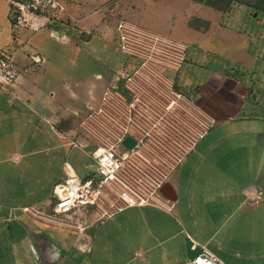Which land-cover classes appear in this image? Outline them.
Instances as JSON below:
<instances>
[{
    "label": "crops",
    "instance_id": "1",
    "mask_svg": "<svg viewBox=\"0 0 264 264\" xmlns=\"http://www.w3.org/2000/svg\"><path fill=\"white\" fill-rule=\"evenodd\" d=\"M192 1L197 3L193 7L196 11L204 10L202 6L206 7L205 12L196 13L198 23L195 29L199 32H211L213 40L209 48L217 54L219 49L215 37L225 33L218 13L221 15L223 8L228 5ZM139 2L141 1L117 0L108 3L114 10L113 17H117L116 42L124 54L135 57L122 48L120 26L127 24L188 46L185 41L128 21L126 16H132L137 11ZM97 4L98 2L93 4V7ZM180 9L185 10L184 15L190 12L185 7ZM68 10L69 19L83 22L86 28L79 31L77 37L80 40L91 39L92 32L86 24L94 22L87 23L91 16L97 18V6L91 13L86 12L83 6L75 8V12L70 7ZM47 19L34 14L28 28L49 24ZM103 21L102 18L94 23L108 26V22ZM71 22L69 20L68 24ZM61 24H66V21L63 19ZM51 31L54 36L66 42L65 35L59 36L54 28ZM239 43L242 49L243 41L240 40ZM246 43L248 46V41ZM187 50L188 47L186 52ZM186 52L184 62L187 59ZM31 61V67L25 70L30 72L31 68L30 75L26 77V72L23 71L21 80L14 84L16 86H11L15 99L10 101L12 104L7 108L25 107L29 109L31 117L47 122L55 117L63 131L67 126V129H71L75 115H78L77 119L87 115L80 111L82 96L79 88L82 83L79 79L70 80L61 67H55L50 71L55 79H48L47 86L44 87L40 84L43 80L40 72H45L48 59L33 53ZM240 64L245 73L254 72L253 61L246 63L240 59ZM132 67L134 65L125 64L121 69L112 68L107 76L97 72L94 77L102 80L106 86H114L121 82V72H131ZM181 67L173 76L177 83L176 90L193 103L204 107L203 114L206 117L201 118L205 126L198 129L197 140L171 172L165 183L168 184L166 195L161 192L162 195L157 200L148 201L129 197L127 202L110 208L102 205L96 209L81 207L75 220L70 217L72 223L45 214L31 205H24V212L15 214L16 216L11 213L2 214L1 222H6L7 225V221L13 219L26 234L25 238L18 241H23V249H19L18 257L15 255L13 264H186L189 260L185 247L188 238L215 253L226 264H264V209L259 207L264 194L257 179L258 174H255L254 179L246 178L248 172L253 174L252 171L264 168V108H261L264 100L252 86V77L231 76L224 71L211 69L202 77L196 75L180 80ZM94 84L92 81L84 82L90 94L86 101L89 108L97 104L93 102ZM193 86L196 88V97L188 96L182 90L183 87L191 89ZM13 155L18 156L15 153ZM64 167L70 175L76 174L68 162H65ZM89 172L90 170L85 175ZM195 174H199V177H195ZM186 193L195 195L197 199L194 196L192 201L189 200ZM174 194L176 199L171 200L168 196ZM248 203L250 208L247 207ZM52 204L53 198L48 197L44 201L46 207ZM11 208L10 210H14L15 206L11 205ZM118 214L121 216H117ZM38 223L44 226L41 227ZM109 235L114 237L112 243L105 241V237ZM98 237H101L102 243ZM95 239L99 242L94 243ZM29 245L31 249L34 248L37 257L27 255ZM25 247L28 249L24 250ZM105 249L109 250L104 251Z\"/></svg>",
    "mask_w": 264,
    "mask_h": 264
},
{
    "label": "rangeland",
    "instance_id": "2",
    "mask_svg": "<svg viewBox=\"0 0 264 264\" xmlns=\"http://www.w3.org/2000/svg\"><path fill=\"white\" fill-rule=\"evenodd\" d=\"M110 1L117 0H58L60 5L64 4L74 12L76 11L75 8L83 6L86 12L91 13L92 9L97 6V18L93 15L88 18L87 23L89 21L99 22L102 18L108 22V26H104V23L94 22L86 24L92 32V38L80 40L77 33L82 29L86 30V28L83 22L78 23L75 19H69V10L58 16L38 12L36 15L48 18L49 20L47 19L46 22H49L50 25L43 23L46 25L42 24L34 28H28L34 14L32 12L25 14L18 12L15 15V8L11 6V14L9 15L10 0H0V51H10L9 55L15 58L18 68V74L12 82L0 84V109L2 108L0 110V215H6L7 213H11L13 216L15 214L19 215L24 212V205H31L42 210L45 214L65 219V221L69 220L67 223L71 222V216L74 220L75 217L79 216L80 209L76 208L70 212L59 214L54 212L53 204L46 207L44 201L48 197L54 200V184L70 176V173L64 167L65 162H68L70 168L80 177L95 168L92 152L99 142L92 135V127H83L82 121L89 119V115L96 112L98 121L109 122L108 118L115 110V104L112 102H116L118 99L111 96V102L108 98H104L103 90H106L110 85L106 86L102 80H97L94 74L99 72L103 76H107L112 68L121 69L125 64L128 66L134 65L131 69L132 72L141 65L139 57L127 56L116 42L117 17L112 15L114 10L108 4ZM140 1L137 11L132 16H126L128 21L188 43L187 59L184 62V57V64L182 63L183 67H181L182 70L179 73L180 80L196 75L202 77L211 69L224 71L231 76H248L252 77L251 84L257 91V95L264 100V12L250 5V3L254 4L256 0H201V2L216 3L218 6L228 5V7L223 8L221 15L218 13L221 18V27H223L225 33L218 34L219 39L215 37L219 49L217 54H214L209 48L213 40L210 35L211 32H205L206 30L199 32L195 29L198 23L196 13L205 12V6H202L205 8L204 10L196 11L193 7L197 3H193L192 0ZM97 2L98 4L93 7V4ZM180 7H185L186 11H190L189 14L184 15L185 10H181ZM119 13L120 11L117 12V14ZM63 19L66 21L64 25L61 24ZM69 20L72 21L71 24H68ZM51 28H54L59 36L65 35L67 37L66 42L54 36ZM98 29L100 30L98 31ZM240 40L243 41L242 49L240 48ZM33 53L48 59L45 72H40V77L43 75V80L40 81L42 86H47L48 82L46 81L48 79H55L50 72L55 67L56 69L61 67L67 77H70V80L73 78L79 79L82 83L81 88H79L82 96L80 111L83 115L86 113L87 115L80 116L78 119L76 118L78 115H75L70 130L67 129L68 126L66 125L64 132L59 123H56L55 117L52 121L47 122L44 119L39 120L37 117H31L29 109L27 110L25 107H20V109L15 106L7 108L8 105L12 104L10 101L15 99L11 86H16L14 84L21 80L20 75H22V72L31 67ZM240 59L246 63H252L253 61L255 65L254 72L245 73L241 67ZM155 66L164 67L158 65L155 61H151V65H148L145 70L151 71ZM29 70L30 72H27V70L24 73L26 77L30 75L32 69ZM167 73L170 77L175 76V73L171 70H167ZM45 76L47 77L44 79ZM85 81L95 82L92 94L94 97L93 102L97 104L91 108L87 107L86 104L90 94L84 85ZM189 88L183 87L182 90L185 91L186 95L196 97V88L194 86L191 89ZM191 102L189 107L192 111L190 110L188 117L187 115L185 117L187 127L190 125L189 120L196 119L197 121L194 123L197 124L199 119L205 116L203 114L204 107L200 104L199 106L198 103H193V101ZM105 103L108 104L105 105ZM102 106L104 107V115L99 112ZM262 107L264 108V106ZM261 108L259 106V109ZM76 112L79 113V111ZM74 121L76 122L74 123ZM98 121H95V123ZM192 130V132L196 131L195 128ZM154 136L157 138L158 133L156 132ZM193 136L195 135H190V138ZM13 153L18 154V156L15 157ZM162 154L166 155L164 152ZM150 157L153 159L154 154H150ZM166 157L169 158L167 155ZM155 158H158V156L156 155ZM155 158L151 161L150 167L145 164L144 160L138 158L134 163L145 172L149 173L150 171L152 174H159L160 172L156 169L161 167ZM252 173L248 172L246 178L251 180L255 178V174H258L257 179L264 194V168L252 171ZM152 174L151 177L158 180ZM142 175L146 176L144 173ZM197 175L199 177V174H195V177ZM148 186L151 189V187H155V184L149 183L142 188ZM193 189H195V185ZM122 191L127 192L128 190L124 188ZM106 193H108L109 199H116V197L118 199L116 193L110 189ZM144 193L142 192V194ZM197 195L199 196V193ZM185 196H188L187 198L192 201L195 195L186 193ZM194 199L196 200L197 197L195 196ZM125 202L127 201L117 200L118 205ZM100 204L104 208L111 207L110 200H107V198H102ZM11 205L15 206L14 210H10ZM247 207L250 208V204ZM259 207L264 209V198ZM96 208L97 206L93 205L89 209ZM117 216L121 215L118 214ZM5 224L6 222L0 221V230L2 229L0 232V264H13L15 255L18 257L19 249H23V241L21 243L18 241L25 238L26 234L21 229V225L13 219H9L7 225ZM38 225L44 226L42 223H38ZM98 238L102 243L101 237ZM105 238V241L109 243L114 240L113 235ZM94 241V243L99 242L96 239ZM25 249L28 248L25 247ZM32 249L31 247L28 249L27 255L37 257L34 248ZM107 250L109 249L104 251Z\"/></svg>",
    "mask_w": 264,
    "mask_h": 264
},
{
    "label": "built area",
    "instance_id": "3",
    "mask_svg": "<svg viewBox=\"0 0 264 264\" xmlns=\"http://www.w3.org/2000/svg\"><path fill=\"white\" fill-rule=\"evenodd\" d=\"M11 6L15 8V15L18 12H40L58 16L68 12V7L60 5L58 0H11ZM120 33L122 48L139 57L141 65L132 72L122 71L121 82L110 85L111 87L105 90L104 98L110 100L113 96L118 99L116 102L110 100L115 104V110L108 118L109 122L98 121L96 112L90 114L89 119L82 121L83 127H92V135L99 142L92 152L95 168L88 175L80 177L71 174L54 185L55 213H67L76 208L93 205L100 207L102 198L110 200L111 207H117V200L120 198L123 201H128L129 197L142 201L157 200V197L162 195L161 188L168 180L169 174L197 140L198 129H202V125L205 126L203 117L197 124L194 123L196 119L187 121L190 125L186 126L185 117L192 111L189 107L192 102L176 90L175 78L167 73V70L175 74L179 71L185 57L186 44L152 32H144L128 24L120 26ZM9 53L10 51H0V84L12 82L18 74L16 60L10 57ZM151 61L164 67L155 66L151 71L145 70L151 65ZM103 111L102 106L99 112L104 115ZM194 128L196 131L192 132ZM156 132L157 138L154 136ZM191 133L195 135L192 138ZM129 135L135 139L132 147H127L124 143ZM150 154H154V158L158 156L155 159L162 170L155 169L159 174L145 172L134 163L138 158L150 167L154 159ZM143 173L146 176L142 175ZM150 173L158 180L153 179ZM149 183L155 184V187L142 188ZM124 188L128 191L123 192ZM109 189L116 193L118 199L108 198L106 191ZM186 264L226 263L202 246V252L189 259Z\"/></svg>",
    "mask_w": 264,
    "mask_h": 264
},
{
    "label": "water",
    "instance_id": "4",
    "mask_svg": "<svg viewBox=\"0 0 264 264\" xmlns=\"http://www.w3.org/2000/svg\"><path fill=\"white\" fill-rule=\"evenodd\" d=\"M124 143L125 145H127V147H132L135 144V139L130 135L126 136ZM167 187H168V184H164V186L161 188L162 194H165ZM168 197L171 200L176 199L175 194L169 195ZM185 247H186V254L189 259L196 257L198 254L202 252V246L199 244H195L194 240H192L191 238H188V240L185 243Z\"/></svg>",
    "mask_w": 264,
    "mask_h": 264
},
{
    "label": "trees",
    "instance_id": "5",
    "mask_svg": "<svg viewBox=\"0 0 264 264\" xmlns=\"http://www.w3.org/2000/svg\"><path fill=\"white\" fill-rule=\"evenodd\" d=\"M195 1H201V0H195ZM238 1V0H236ZM246 1V0H245ZM210 2V1H209ZM248 3V2H247ZM250 5H253L256 9L261 10L262 12H264V0H256V2L250 3ZM55 199V198H54ZM54 201V200H53Z\"/></svg>",
    "mask_w": 264,
    "mask_h": 264
}]
</instances>
